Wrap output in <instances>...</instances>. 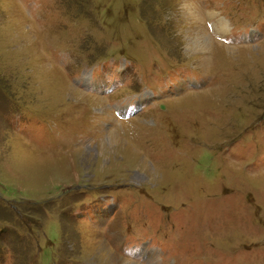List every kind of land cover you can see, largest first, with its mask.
<instances>
[{"label": "rangeland", "instance_id": "374dc122", "mask_svg": "<svg viewBox=\"0 0 264 264\" xmlns=\"http://www.w3.org/2000/svg\"><path fill=\"white\" fill-rule=\"evenodd\" d=\"M108 254L264 264V0H0V264Z\"/></svg>", "mask_w": 264, "mask_h": 264}, {"label": "bare ground", "instance_id": "6f19581e", "mask_svg": "<svg viewBox=\"0 0 264 264\" xmlns=\"http://www.w3.org/2000/svg\"><path fill=\"white\" fill-rule=\"evenodd\" d=\"M192 12V11H191ZM190 12V13H191ZM197 12V11H196ZM189 13V14H190ZM192 16V15H191ZM227 27V26H226ZM223 28H224V26H223ZM203 45L199 42V48L201 47V48H203L202 47ZM205 46H207V45H205ZM205 46H204V48H205ZM197 47V46H196ZM204 50V49H203ZM109 256V259H110V262H112L113 264H130V263H128V262H125V261H123V260H121L118 256H116L115 254H108ZM111 263V264H112Z\"/></svg>", "mask_w": 264, "mask_h": 264}]
</instances>
